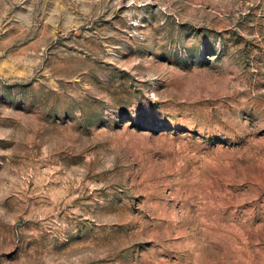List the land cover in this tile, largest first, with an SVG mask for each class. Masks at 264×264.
<instances>
[{
	"label": "rangeland",
	"instance_id": "374dc122",
	"mask_svg": "<svg viewBox=\"0 0 264 264\" xmlns=\"http://www.w3.org/2000/svg\"><path fill=\"white\" fill-rule=\"evenodd\" d=\"M0 264H264V0H0Z\"/></svg>",
	"mask_w": 264,
	"mask_h": 264
}]
</instances>
